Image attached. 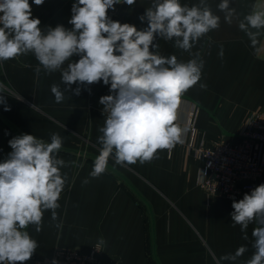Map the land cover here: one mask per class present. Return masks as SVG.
Here are the masks:
<instances>
[{"label":"crops","instance_id":"obj_1","mask_svg":"<svg viewBox=\"0 0 264 264\" xmlns=\"http://www.w3.org/2000/svg\"><path fill=\"white\" fill-rule=\"evenodd\" d=\"M75 2L45 0L37 6L29 0L32 16L41 21L39 27L44 31L57 25L71 29L68 21ZM151 2L119 4L108 11V16L143 29L147 23L139 16ZM207 2L221 17V23L192 49V53L200 52L205 63L201 81L182 95L177 111V123L188 131L182 144L171 151L160 150L159 158L150 163L120 166L110 158L107 171L91 178L93 161L101 148L98 137L102 133L98 130L106 116L99 100L112 94L110 85L102 81L79 85L80 95L69 91L62 103H56L50 89L53 84L63 89L60 72H37L38 61L32 54L4 62L10 83L23 96L21 100L6 96L10 111H4L0 104V162L12 151L9 140L13 137L31 134L50 142L52 133L63 137L58 158L66 162L61 169L67 174V182L58 201V219L53 221L49 210L44 213L40 232L34 225L28 226L38 248L24 264L49 257L58 248H88L101 239L104 257L120 264H215L217 257L234 253L241 245L248 251L235 264H245L251 258L255 225H249L245 240L240 226H232L230 214L234 211L233 201L238 202L264 184V175L253 189L237 198L206 192L200 185L203 164L188 149L187 120L194 112L199 141H236L247 116L264 109V30L253 46L238 28V19L251 12L254 5L264 8V0H230L237 13L231 24L217 9L221 0ZM181 3L191 6L198 0ZM154 43L159 44L161 55H176L185 62L191 58L188 52L175 48L174 41L157 37ZM71 59L75 62L79 57ZM201 83L206 88H201ZM89 146L98 152L91 151L94 158L82 157ZM85 179L89 180L87 184L83 183Z\"/></svg>","mask_w":264,"mask_h":264},{"label":"clouds","instance_id":"obj_2","mask_svg":"<svg viewBox=\"0 0 264 264\" xmlns=\"http://www.w3.org/2000/svg\"><path fill=\"white\" fill-rule=\"evenodd\" d=\"M44 2L33 0L37 6ZM135 3L76 0L68 21L71 29L57 25L44 31L39 27L41 21L32 16L29 0H0V63L32 54L38 61L37 72H60L63 89L60 84L50 89L56 103L65 100L66 92L80 95L79 85L101 81L110 85L112 94L99 100L106 116L98 130L102 133L98 137L101 148L93 161L91 178L107 171L110 158L120 166L150 163L159 158L160 150L171 151L183 143L188 129L177 123V111L182 95L201 81L205 63L200 52L192 53V49L221 23L207 0L191 6L181 0H152L139 16L147 27L139 30L108 16L116 5ZM217 9L228 24L237 17L230 0H221ZM238 28L255 46L264 30V8L254 5L238 19ZM157 37L174 41V47L191 58L185 62L176 55H161L159 44L154 43ZM73 56L79 59L73 62ZM73 84L78 85L74 90ZM200 87L206 88V84ZM6 96L22 99L0 83L4 111L11 110ZM62 145L63 137L58 133L51 134L50 142L31 134L9 140L12 151L0 162V264H24L31 259L38 242L27 231L28 226L34 225L40 232L44 213L49 210L51 219H58V201L67 182V174L61 171L66 162L58 158ZM232 208V226H240L243 239H248L249 225H255L254 252L245 264H264V184L238 202L234 200ZM246 251L241 245L234 253L217 257L215 264H235Z\"/></svg>","mask_w":264,"mask_h":264},{"label":"built area","instance_id":"obj_3","mask_svg":"<svg viewBox=\"0 0 264 264\" xmlns=\"http://www.w3.org/2000/svg\"><path fill=\"white\" fill-rule=\"evenodd\" d=\"M195 113L187 120L190 131L188 149L201 160V187L209 194L237 198L253 189L264 175V109L250 113L245 119L238 139H220L212 144L198 140L199 130L194 122ZM120 264L104 257V248L94 243L88 248H58L35 264Z\"/></svg>","mask_w":264,"mask_h":264},{"label":"rangeland","instance_id":"obj_4","mask_svg":"<svg viewBox=\"0 0 264 264\" xmlns=\"http://www.w3.org/2000/svg\"><path fill=\"white\" fill-rule=\"evenodd\" d=\"M0 74H1V78H0V83H3L12 94L14 95H18V96H23L21 91L16 90L12 84L10 83V80L8 78V75L6 74V70H5V66H4V62L0 63ZM87 141H89V136L87 135ZM95 150L94 148H92V146L88 147L87 149L83 150L81 153L82 157H86V158H94V155L96 152H98L97 150H95V153H92L91 151ZM77 154H79V151H74ZM99 153V152H98Z\"/></svg>","mask_w":264,"mask_h":264},{"label":"trees","instance_id":"obj_5","mask_svg":"<svg viewBox=\"0 0 264 264\" xmlns=\"http://www.w3.org/2000/svg\"><path fill=\"white\" fill-rule=\"evenodd\" d=\"M2 76H1V74H0V78H1Z\"/></svg>","mask_w":264,"mask_h":264},{"label":"water","instance_id":"obj_6","mask_svg":"<svg viewBox=\"0 0 264 264\" xmlns=\"http://www.w3.org/2000/svg\"><path fill=\"white\" fill-rule=\"evenodd\" d=\"M32 264H35V262H33Z\"/></svg>","mask_w":264,"mask_h":264}]
</instances>
